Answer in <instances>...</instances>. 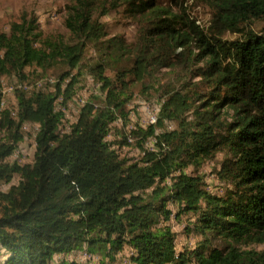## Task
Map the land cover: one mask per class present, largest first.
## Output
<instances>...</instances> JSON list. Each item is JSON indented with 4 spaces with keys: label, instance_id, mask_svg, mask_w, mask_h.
<instances>
[{
    "label": "trees",
    "instance_id": "1",
    "mask_svg": "<svg viewBox=\"0 0 264 264\" xmlns=\"http://www.w3.org/2000/svg\"><path fill=\"white\" fill-rule=\"evenodd\" d=\"M121 1L142 21L133 50L103 40L106 0H73L65 19L71 39L43 32L35 12L0 32V74L31 84L56 69L71 88L89 67L99 83L70 121L60 87L16 85V105L2 107L0 78V264H264V247H249L264 244V0H201L212 13L206 30L185 0L175 1L178 12L156 0ZM227 31L240 36L230 40ZM105 41L119 50L110 71L104 58L84 60L89 44ZM189 42L198 53L186 50ZM199 53L211 60L203 78L185 79L183 88L152 85L162 102L158 122L130 128L135 138L158 135L173 170L154 165L148 151L122 156L121 145L134 142L108 136L129 118L130 84L148 80L154 65L192 64ZM27 122L40 129L34 158L21 162L13 156L28 138ZM222 147L231 156L213 168L227 185L220 194L195 170ZM178 218L199 236L193 247L179 248Z\"/></svg>",
    "mask_w": 264,
    "mask_h": 264
},
{
    "label": "rangeland",
    "instance_id": "2",
    "mask_svg": "<svg viewBox=\"0 0 264 264\" xmlns=\"http://www.w3.org/2000/svg\"><path fill=\"white\" fill-rule=\"evenodd\" d=\"M160 5L166 6L167 8L171 7L174 11L178 12L179 7L175 5V1L180 2L181 0H156ZM107 6L112 8L107 14L101 17V20L105 23L107 35L103 37V40H108L109 38L114 39L115 41H121L123 47L127 50H133L138 44L139 28L141 27L142 21L137 11H134L133 8H130L129 4L121 0H106ZM73 4V0H0V32L9 31L10 23L15 20H20L24 12H35L39 16V24L43 32L46 34H60L61 36L71 39V33L68 27L65 25V19L68 15L67 8L69 5ZM187 8V14L191 16L192 19H195L197 24H199L204 30L208 28L211 24L212 13L210 7L207 6L201 0H185L184 4ZM240 36L239 33L227 31L225 38L230 40L235 39ZM108 42L105 41L103 44L98 45L91 43L88 46L84 60L88 66L96 63L97 61L103 60L102 58L108 60L109 67L112 70L114 66V60L118 59L119 50L116 51L114 48H107ZM186 50L189 51L191 48L198 53L199 50L193 48L194 43L189 42L186 45ZM181 48L177 50L179 52ZM201 57L195 60L192 64H177L172 67H158L152 66L153 75L148 79L143 81H135L133 84H130V91L133 93L134 98L130 103L131 112L128 120L120 119L115 122L114 130L110 133L108 138L122 140L124 137H131V142H134L135 145L130 144H117L121 145V155L124 157L132 158H142V152L145 150L148 151L151 162L154 163L158 168H165L168 170H173V166L168 160V152L158 143L157 136L145 137L142 139L135 138L130 134V128H136L138 126H146L145 114L143 111V106L152 104L156 101L160 102L159 93L153 89L159 85L166 84H176L177 86L183 88V81L196 82L201 80L203 77L200 75L203 68L210 62L207 54L199 53ZM127 56V55H126ZM31 67H28L25 72L30 73ZM83 74L79 81H77L73 86H68V79L62 80L56 74L57 70H50L48 73L40 72L39 77L35 78L34 81L39 79H44L43 84L48 86L50 89H62L69 100L74 102L79 109L81 105L78 104L80 98H85L88 100L93 92L99 90L96 88V82L92 80L94 74L91 73L89 67L83 70ZM56 78V83H50L45 81L46 78ZM2 90L4 98L7 97V88L10 85L18 86L22 82V78L19 74H0ZM24 83L27 81L23 80ZM61 82V83H60ZM150 84V88L145 86ZM60 87V88H59ZM201 91L206 92L203 86H201ZM225 106L223 109H226ZM231 113V109L227 112V116ZM171 127L174 125L169 124ZM161 129V128H160ZM168 129H171L168 126ZM33 127L31 126L28 130L31 137V132ZM132 130V129H131ZM161 131V130H160ZM1 135V131H0ZM31 138H26L23 140L19 146L20 155L18 156L19 160L30 161L34 158L36 152V146L33 145V142L30 141ZM136 139L139 140L136 142ZM136 142V143H135ZM147 148V149H146ZM151 151H154L153 153ZM231 156L229 150L225 147H222L214 158L207 160L203 166L200 168V171L195 170L196 174H200L203 177L205 184L203 185L206 189H210L214 192H219L223 194L226 190V183L222 181L216 172H213L214 167H220L221 162L227 157ZM15 157V156H14ZM12 159V158H11ZM13 160V159H12ZM174 174V173H173ZM173 174L169 176L172 177ZM18 177L15 178V182ZM170 182V179H167ZM9 185L4 184L1 186V189L5 190ZM176 210V206L172 205ZM188 220L185 218H178L172 220L173 229L178 232L179 240L178 245L181 249H187L193 247L199 236L196 233H186L185 224ZM249 247H256L261 249L264 247V244H252ZM130 264V263H129Z\"/></svg>",
    "mask_w": 264,
    "mask_h": 264
},
{
    "label": "bare ground",
    "instance_id": "3",
    "mask_svg": "<svg viewBox=\"0 0 264 264\" xmlns=\"http://www.w3.org/2000/svg\"><path fill=\"white\" fill-rule=\"evenodd\" d=\"M92 80L93 81H95L96 82V79H95V77L94 78H92ZM43 81H44V79H39V80H36L34 83H31V84H29V83H24L23 81L18 85L19 87H22V88H24L25 90H30V89H32V88H35V87H44L45 86V84H43ZM45 81H48V82H50V83H56L57 82V79L56 78H53V77H51V78H46V80ZM97 84H96V88H98L99 89V83L98 82H96ZM13 87H15L14 85H11V86H9L6 90H7V93H8V96L7 97H5L4 98V96L2 97V99H1V106L2 107H5V106H10V105H16V100H15V98H14V96H10V95H12V91H13ZM95 93H98V90H96L95 91ZM63 99V96H61L60 97V100H62ZM86 99L85 98H80L79 100H78V104L79 105H81V107L86 103ZM156 103H157V106L159 107V109H160V112H161V104H162V102L160 101H156ZM68 105H69V108H65L64 109V112H65V114H66V117L68 118V120H70V121H73L75 118H76V115L77 114H79L80 113V109H79V107H77L76 106V104L74 103V102H72V101H69V103H68ZM71 107V108H70ZM122 120V118L120 117L118 120ZM146 119V124L148 125V124H155V121H154V119L153 118H145ZM167 125L169 126V127H171L170 125H169V123H168V121H167ZM33 127V130H32V132H31V137L30 136H28L29 138H31L30 139V141L31 142H33V145H35V143H34V140H35V135H36V133H37V131L40 129V124H38V123H33V122H27L26 124H25V127H26V129L27 130H29V128L30 127ZM68 127H69V125H68ZM161 130V129H160ZM161 132V131H160ZM156 133H157V129H156ZM129 139H130V141H131V137H129ZM147 149V148H146ZM20 149H18L16 152H15V154H14V156L15 157H17L18 158V156L20 155ZM146 153H147V150H145L144 152H142V155H146ZM13 156V157H14ZM21 162H24V161H22V160H20ZM87 254L86 253H84L82 256H79L77 259H82V257H85Z\"/></svg>",
    "mask_w": 264,
    "mask_h": 264
},
{
    "label": "built area",
    "instance_id": "4",
    "mask_svg": "<svg viewBox=\"0 0 264 264\" xmlns=\"http://www.w3.org/2000/svg\"><path fill=\"white\" fill-rule=\"evenodd\" d=\"M143 111H144V114H145V118H153L154 121H155V124L158 122V119L160 117V109L157 106L156 102H154L152 104H148L146 106H143ZM159 133H160V128H157V133L156 134H159Z\"/></svg>",
    "mask_w": 264,
    "mask_h": 264
}]
</instances>
